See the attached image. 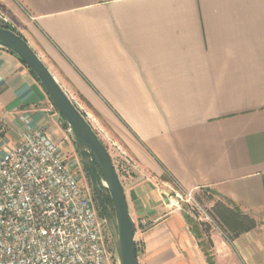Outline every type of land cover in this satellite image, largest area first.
I'll use <instances>...</instances> for the list:
<instances>
[{"label": "crops", "instance_id": "crops-1", "mask_svg": "<svg viewBox=\"0 0 264 264\" xmlns=\"http://www.w3.org/2000/svg\"><path fill=\"white\" fill-rule=\"evenodd\" d=\"M0 12L134 162L121 184L137 264H264V0H0ZM51 106L0 49V151L41 129L77 171ZM166 178L257 227L230 241L209 223L206 256Z\"/></svg>", "mask_w": 264, "mask_h": 264}, {"label": "built area", "instance_id": "built-area-1", "mask_svg": "<svg viewBox=\"0 0 264 264\" xmlns=\"http://www.w3.org/2000/svg\"><path fill=\"white\" fill-rule=\"evenodd\" d=\"M104 227L91 189L43 130L0 151V264H116Z\"/></svg>", "mask_w": 264, "mask_h": 264}, {"label": "water", "instance_id": "water-1", "mask_svg": "<svg viewBox=\"0 0 264 264\" xmlns=\"http://www.w3.org/2000/svg\"><path fill=\"white\" fill-rule=\"evenodd\" d=\"M0 49L15 55L29 69L43 88L62 122L68 127L111 237L116 264H137L134 225L129 217L122 184L97 134L46 65L21 36L0 26ZM92 163L98 169L103 182L96 179ZM102 188L106 189L109 194L113 216L104 201Z\"/></svg>", "mask_w": 264, "mask_h": 264}, {"label": "rangeland", "instance_id": "rangeland-1", "mask_svg": "<svg viewBox=\"0 0 264 264\" xmlns=\"http://www.w3.org/2000/svg\"><path fill=\"white\" fill-rule=\"evenodd\" d=\"M0 24H1V27H4V28L10 27L11 31L13 30V32H15L16 34H18L19 36L22 37V35H21L22 33H20L21 31L16 29V27H14L11 24V22L6 18V16L1 12H0ZM23 34L27 37V41L23 37L22 38L29 44V46L33 49V51L37 54V56L41 59V61L46 65V67L51 72V74L53 76H55V78L58 80V84H60V86L63 88V90H65V92H67L66 94L68 95V97L72 100V102L75 104L77 109L81 112V114L84 116V118L89 123L91 128L97 134L99 140L101 141V143L105 147L106 151L108 152V155L112 161L114 169L116 170L118 177L120 179V182H121V180L124 179V176L128 171V168L134 166V162L128 156V154L125 152L120 141L117 140L116 136L111 132L109 127L103 122V120L101 119L99 114L92 108V106L83 97H81L80 95L70 91V87H68V85H66L65 80L62 79V77L59 74V71H57V69L54 67L53 63L48 59L47 55L44 53L42 48L39 45H36L35 41L32 40L30 37H28L24 32H23ZM51 109L54 112V114L56 115V119L60 122V124L64 130V133L68 135V140L66 142H69L70 147L72 148V157H73L74 161L76 162L77 172L80 174L82 182L85 183L89 187V189H91L89 178H88V176L84 170V167L81 163L80 156L78 154L74 140H73V138H72V136L68 130V127L66 126L65 123L62 122V120L60 119V117H59L58 113L56 112L53 105L51 106ZM47 137L49 138V136H47ZM51 141H52V139H51ZM52 143H53V141H52ZM100 180L103 182L102 177ZM91 191H92V189H91ZM167 191H168V194H167L168 198L175 201V203H177L181 209H183L185 212H187L188 215L191 216L195 222L197 221L198 223L202 222V223H208L209 224V222H207V220H204L203 214L200 211H198L191 202L186 201L185 192H183L177 185H173L171 183V185H169V189L167 188ZM92 193H93V191H92ZM199 206L204 211L209 207V203L202 202V203H200ZM97 208H98V211L100 212L98 204H97ZM109 211H110V209H109ZM110 213H111V211H110ZM111 215L113 216V209H112ZM103 235H104V238L106 240L107 245L109 247H111V249H113V243H112L111 237L109 235V232H108L106 226L103 229Z\"/></svg>", "mask_w": 264, "mask_h": 264}, {"label": "trees", "instance_id": "trees-1", "mask_svg": "<svg viewBox=\"0 0 264 264\" xmlns=\"http://www.w3.org/2000/svg\"><path fill=\"white\" fill-rule=\"evenodd\" d=\"M1 26V24H0ZM4 28V27H3ZM6 29L11 30L10 27H6ZM13 31V30H12ZM92 169L94 175L97 180L101 181V175L98 172V169L92 163ZM169 183L176 185V183L172 180V178H166ZM102 195L104 198L105 203L107 204L108 208L112 214V203L109 197L108 192L106 189L102 188ZM193 198L197 203H211L209 207L205 210L207 215L216 227H218L222 233L226 236V238L230 241L237 239L239 236L255 229L257 227L256 221L251 218L247 214H243L238 211L235 207L230 206L228 203L223 202L221 200H214L211 193L207 190L202 192V195H196L193 193ZM99 215L102 217L101 213ZM186 220L188 224L194 229L196 234V229H201L204 234H206V238L203 242H201V246L203 247V251L205 252L206 256H208L207 250L211 248V242L208 237V232L210 228V224L208 223H197L191 217L186 216ZM197 238L200 239L199 234H197ZM137 250V247H136Z\"/></svg>", "mask_w": 264, "mask_h": 264}]
</instances>
